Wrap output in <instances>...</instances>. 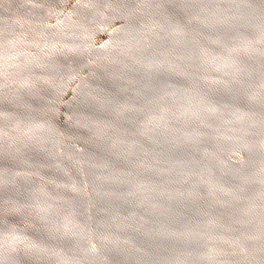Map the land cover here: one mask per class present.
Here are the masks:
<instances>
[{"label": "water", "instance_id": "95a60500", "mask_svg": "<svg viewBox=\"0 0 264 264\" xmlns=\"http://www.w3.org/2000/svg\"><path fill=\"white\" fill-rule=\"evenodd\" d=\"M0 264H264V0H0Z\"/></svg>", "mask_w": 264, "mask_h": 264}]
</instances>
